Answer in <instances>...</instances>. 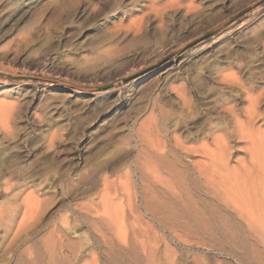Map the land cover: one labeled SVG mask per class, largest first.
<instances>
[{
  "label": "rangeland",
  "instance_id": "rangeland-1",
  "mask_svg": "<svg viewBox=\"0 0 264 264\" xmlns=\"http://www.w3.org/2000/svg\"><path fill=\"white\" fill-rule=\"evenodd\" d=\"M24 1L0 0V29ZM33 5L0 38V264H264V235L246 226L197 241L180 208L153 215L147 200L195 192L192 177H203L192 163L204 157L180 152L191 171L168 192L142 141L152 96L165 133L193 139L201 123L176 88L189 82L201 109L235 99L240 86L225 87L220 69L254 85L264 120V0ZM240 142L231 139L238 158Z\"/></svg>",
  "mask_w": 264,
  "mask_h": 264
},
{
  "label": "bare ground",
  "instance_id": "bare-ground-1",
  "mask_svg": "<svg viewBox=\"0 0 264 264\" xmlns=\"http://www.w3.org/2000/svg\"><path fill=\"white\" fill-rule=\"evenodd\" d=\"M36 1L38 0H25L22 8L5 20L0 29V38L23 23ZM225 71L220 69L216 76L221 78L219 81L225 82V87L240 86L241 93L238 96L243 94L247 102L243 110L237 108L235 101L238 96L227 99L224 95L216 97L213 106L201 109L191 96L193 88L188 82L176 88V93L182 110L188 113L194 124L201 123V128L199 127L193 139L176 134L178 128L173 130L172 136L165 133L168 129L167 115L165 107L158 104L156 96L151 98L152 108L142 126L146 134L142 141L147 144L148 159L154 164L150 171L154 173L153 178L157 179V184L168 192L174 191L173 179H182V176L191 171L180 152L185 159H189L191 155L204 157L201 162L192 163L200 169L199 173L203 177H192V187L195 188L193 194L189 195L182 190L179 195L174 193L173 196H163L161 200H147L148 208L155 217L162 216L168 204L180 208L184 216L192 221L197 241L202 238L206 241L209 238L215 239L241 225L264 235V130L261 127L264 120L261 119L263 114L259 110V98L262 96H255L253 89H250L251 85L247 87L234 74L225 75ZM200 86L204 89L207 87L205 82ZM251 87L255 88L254 85ZM156 110L161 117L159 121L154 118ZM212 113L216 117L208 116ZM203 115L206 120L201 122ZM2 124L3 130L7 123ZM234 137L244 144L245 154L241 158L233 150L231 139ZM210 191L215 193L214 199L216 197L218 200L210 196ZM184 198L187 200L184 201ZM224 235L230 237L229 233Z\"/></svg>",
  "mask_w": 264,
  "mask_h": 264
}]
</instances>
